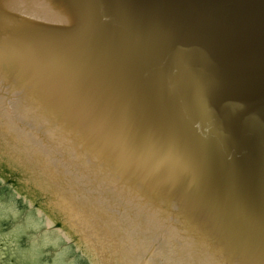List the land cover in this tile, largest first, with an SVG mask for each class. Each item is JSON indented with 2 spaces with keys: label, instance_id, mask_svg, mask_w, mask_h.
I'll return each instance as SVG.
<instances>
[{
  "label": "water",
  "instance_id": "obj_1",
  "mask_svg": "<svg viewBox=\"0 0 264 264\" xmlns=\"http://www.w3.org/2000/svg\"><path fill=\"white\" fill-rule=\"evenodd\" d=\"M0 264H264V0H0Z\"/></svg>",
  "mask_w": 264,
  "mask_h": 264
}]
</instances>
